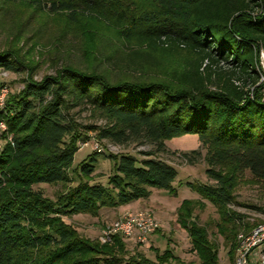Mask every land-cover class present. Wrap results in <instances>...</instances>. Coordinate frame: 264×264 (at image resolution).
I'll return each instance as SVG.
<instances>
[{"label":"trees","instance_id":"trees-1","mask_svg":"<svg viewBox=\"0 0 264 264\" xmlns=\"http://www.w3.org/2000/svg\"><path fill=\"white\" fill-rule=\"evenodd\" d=\"M10 3L14 0H3ZM67 21L93 22L116 33L127 51L124 70L110 73L92 62L65 65L39 82L24 81L0 108L11 143L0 150V264H178L166 250L156 261L126 256L121 237L109 242L82 237L63 216H96L147 199L151 189L174 194L176 169L155 157L164 142L196 135L206 149L205 173L212 185L187 186L218 214L217 232L232 264L242 216L235 175L264 178V0H51ZM108 60L112 54L104 55ZM22 63L0 52V69L17 72ZM88 106L105 118L101 127H79L70 110ZM116 145L149 143L154 152L104 154L113 162L106 184L93 182L99 152L75 169L74 154L86 135ZM197 150L180 156L192 163ZM227 166L220 173L217 167ZM74 173V177L70 175ZM75 182L70 186L69 183ZM67 185L51 200L33 186ZM201 200H185L176 221L187 231L199 264H218V245L207 238L193 212Z\"/></svg>","mask_w":264,"mask_h":264},{"label":"rangeland","instance_id":"rangeland-1","mask_svg":"<svg viewBox=\"0 0 264 264\" xmlns=\"http://www.w3.org/2000/svg\"><path fill=\"white\" fill-rule=\"evenodd\" d=\"M51 0H14L7 3L0 0V52H6L22 63L21 70L5 71L0 69V89L6 90L3 108L7 98L18 94L24 81L39 82L46 76H53L55 72L65 65L85 67L95 62L100 63V68H105L110 73L124 70L118 62L123 56L120 51L127 48L117 40L116 33L101 24L93 22L67 21L64 11L53 9ZM112 54L108 60L104 55ZM264 81V60L261 61ZM264 96V91H263ZM79 127L104 126L107 122L97 111L88 106L80 105L70 110ZM5 125V124H4ZM88 145L79 147L74 154L71 169H75L93 151L99 152L95 171L92 174L93 182L106 184L108 175L112 173L113 162L104 156L107 154H131L138 158L143 157V152H154L155 147L149 143L128 142L116 145L107 140L97 138L95 132L86 134ZM11 134L0 128V150L4 144L11 143ZM81 143V144H82ZM166 151L155 153V157L171 164L177 171L172 183L174 194L158 189H151V195L147 199H141L122 205L117 208H102L96 216L88 214H76L63 216L65 223L71 225L84 238L97 239L99 241L102 230L120 216L135 214L142 211H150L158 223V229L147 237L145 244L133 240L123 239L126 256L141 253L146 258L156 261V251L162 253L169 250L178 258V264H199L196 254L191 250V243L186 230L180 227L176 221L177 209L185 200H201L204 206L195 209L194 220L206 230L209 241L218 245V264H230L222 237L218 234L216 224L218 214L215 207L191 190L187 183L197 182L212 185L205 170L204 161L206 149L203 148L196 135H182L173 137L164 142ZM116 149L108 151L110 147ZM102 149V150H100ZM197 150L192 163L180 156L182 152ZM220 173L227 172V166L217 167ZM71 178L74 173L70 172ZM70 186L75 182L69 183ZM67 185L60 183L33 186L51 200L62 194ZM232 195L237 202L230 204L229 208L242 216L241 226L235 236L248 232L252 227L264 221V178L253 177L248 171H241L235 175V183ZM236 249V245H235ZM234 253L231 252L232 264Z\"/></svg>","mask_w":264,"mask_h":264},{"label":"built area","instance_id":"built-area-1","mask_svg":"<svg viewBox=\"0 0 264 264\" xmlns=\"http://www.w3.org/2000/svg\"><path fill=\"white\" fill-rule=\"evenodd\" d=\"M6 90L0 89V107L3 106ZM0 128L5 125L0 122ZM88 145L87 142L81 144ZM116 149L111 146L108 151ZM102 150V149H100ZM158 223L150 211L120 216L106 226L99 237L100 242H109L112 237L133 240L145 244L147 237L158 229ZM233 264H264V221L252 227L248 232L238 234Z\"/></svg>","mask_w":264,"mask_h":264}]
</instances>
